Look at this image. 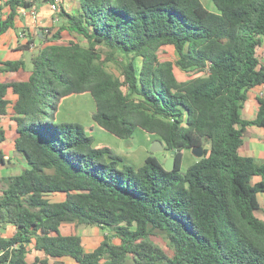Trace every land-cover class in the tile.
<instances>
[{"label": "trees", "instance_id": "trees-1", "mask_svg": "<svg viewBox=\"0 0 264 264\" xmlns=\"http://www.w3.org/2000/svg\"><path fill=\"white\" fill-rule=\"evenodd\" d=\"M0 2L1 35L18 10L54 0ZM212 2L216 11L200 0H78L71 12L61 0L56 33L26 35L23 48L39 41L28 78L0 82V115L11 103L14 150L26 162L2 177L0 264H62L48 258L63 256L76 264H264V219L256 215L264 163L239 153L246 127L264 128L263 99L254 119L240 115L247 90L264 84V0ZM62 31L75 39L61 40ZM164 46L175 49L174 61L160 59ZM25 66L0 60L3 72ZM77 94L90 95L93 122L113 136L127 139L137 128L156 135L174 168L151 155L134 168L94 145L81 124L49 117ZM185 149L198 159L181 171ZM85 227L103 232L92 251L77 234ZM30 250L45 258L28 262Z\"/></svg>", "mask_w": 264, "mask_h": 264}, {"label": "rangeland", "instance_id": "rangeland-1", "mask_svg": "<svg viewBox=\"0 0 264 264\" xmlns=\"http://www.w3.org/2000/svg\"><path fill=\"white\" fill-rule=\"evenodd\" d=\"M200 1L204 5V7L207 8L208 10L216 11V7L213 4L212 0H200ZM62 5L68 11L75 12L78 7V0H62ZM37 10H40L39 7H37ZM48 10L51 12L49 14L50 23L49 25H43L42 27L45 28L44 32H48L46 28H51L50 32H48V37H52V35L56 33L58 27L60 26L61 21L60 19H57L56 12L52 13V11L50 10L49 3H48ZM20 12L22 14L21 9ZM33 32L35 34L39 31L36 32L34 30ZM28 33L29 32L27 31L26 28H20V32L17 34V38L24 40L23 44H20L21 48L23 45L27 44L26 35H28ZM32 38L34 40L29 45L30 51L25 52V50H27L28 48H22L25 49L22 53V58L26 61L27 64H26V71L22 70L17 74L20 78H24L27 72L30 70V65H31L29 61V58L31 56L30 54L36 51L39 44V41L36 36H33ZM61 38H62L61 40L67 41L72 38L75 39V36L69 35L66 31H62ZM262 51L264 52V44L262 46L261 53ZM159 55L162 61L163 60L174 61L177 58V53L172 46L162 47V49L159 52ZM119 60H122V56L119 57ZM108 68L110 71L114 73H118L120 70V66L112 62H109ZM176 74L179 79H183L187 76L186 73H182L177 69H176ZM94 110H95V104L89 94H77L65 99L62 102L61 107L56 115V118L51 113L49 114V117L55 121H66V122L81 124L82 126L85 127L88 134L94 136L95 139L94 145L104 144L109 146L115 152L117 151L119 154H121V156L126 158L125 162L133 165L134 168H138L142 166L146 157L149 155L156 157L165 168L169 158L174 156L172 152L163 149V147L162 149L152 151L153 146L159 148L156 142L159 139L156 135L147 134L141 129L138 128L135 129L132 137L127 139L117 138L112 134L104 131L96 123H94L91 118V114ZM183 152H184L183 153L184 157H183L181 171H185L189 165H191L198 159V157L191 150L185 149ZM22 169H23V160L21 156L18 155V161L16 165L10 166L8 163L5 167H0V175L2 173L18 174ZM52 199H57V197H52ZM256 215L264 219V213L262 211H256ZM84 230H85V234L91 231L89 228H84ZM63 231L65 233H68L69 227L68 226L64 227ZM96 234H100L101 236H103V232L101 230L100 232L97 231ZM154 239L159 244L165 245L164 239L161 236H155Z\"/></svg>", "mask_w": 264, "mask_h": 264}, {"label": "crops", "instance_id": "crops-1", "mask_svg": "<svg viewBox=\"0 0 264 264\" xmlns=\"http://www.w3.org/2000/svg\"><path fill=\"white\" fill-rule=\"evenodd\" d=\"M39 9L40 10L36 9L38 11V19L36 21H34L30 17L27 11L21 14L20 10H18V15L15 18L14 28H11L5 33L0 35V60H18V59L24 60L22 58V53L25 49H22L23 48L22 45H21L22 48L20 47V44H23L24 40L17 38V34L20 32V28H26L27 31L31 35H33L34 30L37 32L39 31V27H42L43 25H49L50 23L49 14L51 12L48 10V3L39 6ZM5 11H6L5 8L1 10V12H5ZM262 46L259 49L260 53H261ZM28 51H30L29 48L25 50V52H28ZM32 54L33 53H31L30 55ZM261 54L264 56L263 51ZM25 64H27L26 61H25ZM22 70L26 71V66L25 68H21L15 72H3L0 70V82L5 80L6 78L26 80L29 76L30 70L27 72L24 78H20L17 74L21 72ZM246 96H247L246 100L244 101L243 106L240 109V115L243 119L251 120V119H254L256 116L257 109H258V99L261 98L264 100V84L255 85L249 88L246 92ZM10 98L13 99L14 95H11ZM11 106L12 104L9 103L7 106V113L5 115H0V127L5 131V135H6L5 140L0 143V150L4 152L5 158L7 159L5 165H0V167H5L8 163L10 166L16 165L18 161V155H20L23 160V169H24L26 167V162L23 156L14 150V140L17 136V132H16V124L12 120L11 114H10ZM243 140H244L243 144L239 149L240 155L244 157H252L256 163H259V164L264 163V128L257 127L254 125L247 126ZM97 145H104V144H97ZM116 153L119 154L117 151ZM124 159L126 161V158ZM8 175H15V174L2 173L0 175V189L2 187V177L8 176ZM52 197H57V199H54V200L61 199V195L59 194L53 195ZM260 211L264 213V208ZM66 226L69 227L68 233H65L63 231V228ZM85 228H89L91 231L85 234L84 228H78L77 234L81 238V244L84 250L92 251L94 248H96L101 243L104 237L101 236L100 234H96L97 231L100 232V229L98 227H85ZM13 230L14 228L12 226H8L7 231H6L7 235L13 232ZM61 232L63 234H69L71 232V225L63 224L61 226ZM36 257L43 259L45 258V255L41 251L30 250L28 252L26 260L28 262H33ZM48 261L49 263L60 262L62 264H76L74 259L68 256H63V257H58V258L49 257Z\"/></svg>", "mask_w": 264, "mask_h": 264}, {"label": "built area", "instance_id": "built-area-1", "mask_svg": "<svg viewBox=\"0 0 264 264\" xmlns=\"http://www.w3.org/2000/svg\"><path fill=\"white\" fill-rule=\"evenodd\" d=\"M61 0H54L53 3H50V10L52 11V13H55L58 10V4ZM22 13H24L25 11H27L30 15V17L36 21L38 19V11L33 7L29 10L26 9H21Z\"/></svg>", "mask_w": 264, "mask_h": 264}, {"label": "water", "instance_id": "water-1", "mask_svg": "<svg viewBox=\"0 0 264 264\" xmlns=\"http://www.w3.org/2000/svg\"><path fill=\"white\" fill-rule=\"evenodd\" d=\"M156 142H157L159 148H156V146H153L152 147V151H155V150H158V149H162V147H163V144H162V142L160 140H158ZM174 165H175V158H174V156H172V157L169 158L168 163L165 166V169L166 170H172L174 168Z\"/></svg>", "mask_w": 264, "mask_h": 264}]
</instances>
